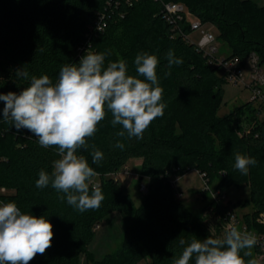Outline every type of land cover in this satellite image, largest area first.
<instances>
[{
	"label": "trees",
	"instance_id": "1",
	"mask_svg": "<svg viewBox=\"0 0 264 264\" xmlns=\"http://www.w3.org/2000/svg\"><path fill=\"white\" fill-rule=\"evenodd\" d=\"M168 1L172 0H0V93H19L30 85L33 75H48L56 83L61 67L78 63L88 50L108 53L105 67L124 60L128 74L137 76L135 57L147 52L158 57L157 76L164 90L162 102L167 105L163 117L150 124L142 139H129L127 133L117 136L123 129L111 124L109 112L88 138L89 148L77 150L101 178L90 184V193L99 186L104 196L99 209L83 213L59 199L64 194L51 184L36 187L40 170L49 174L54 170L58 150L40 146L26 129L18 132L0 117V204L15 202L22 212L45 216L53 225L52 246L29 264H79L82 253L92 260L87 246L93 227L114 210L124 215V233L97 264H173L194 237H222L220 224L230 212L227 202L210 199L200 210L191 211L173 191L171 178L192 169L208 182L216 177L219 195L231 186L246 184L249 194L244 203L251 210L243 220L248 227L264 230L257 222L261 213L264 216V118H257L264 105L246 102L247 133L233 118L235 110L219 115L224 82L217 73L219 65L210 64L208 56L186 37L190 14L216 26L218 37L230 47L226 57L244 59L254 51L264 65V4L176 0L186 11L172 22L162 11ZM97 12L104 16L102 31L94 28ZM169 50L183 63L169 69ZM18 69H26L29 77H18ZM169 70L171 75L166 76ZM3 106L0 101V114ZM117 141L125 145L123 150L114 146ZM94 150L103 153L98 163H93ZM236 153L256 159L247 175L234 168ZM133 158L140 159L139 179H146L147 185L138 205L116 179L106 177ZM205 209L220 222L207 217ZM181 239L185 245L179 244ZM245 251L249 250L240 253L245 261L255 259L254 247L251 256H244ZM190 264H195V257Z\"/></svg>",
	"mask_w": 264,
	"mask_h": 264
},
{
	"label": "clouds",
	"instance_id": "2",
	"mask_svg": "<svg viewBox=\"0 0 264 264\" xmlns=\"http://www.w3.org/2000/svg\"><path fill=\"white\" fill-rule=\"evenodd\" d=\"M108 53L87 51L78 63L61 67L56 83L48 75L32 76L30 85L19 93H0L4 102V122L10 123L18 132L26 129L38 138L40 146L55 147L59 159L53 162L51 174L40 170L37 188L51 187L64 195L58 197L80 213L97 210L104 199L101 188L90 184L97 175L78 149H87L88 138L95 135L98 125L110 112L115 127L121 125L116 135L142 139L150 124L163 117L167 107L163 103V88L159 84L156 55L140 52L134 64L137 76L129 75L127 64L120 59L109 62ZM168 68L183 63L172 50L166 54ZM18 77L27 79L26 69L16 71ZM171 71L166 72L170 76ZM138 77H144L140 79ZM121 150L125 145L117 141L114 145ZM94 148V146H92ZM93 163L103 159L99 150L92 152ZM256 159L240 153L235 154L234 168L243 175ZM53 225L45 216L24 213L15 202L0 204V264H29L37 254L44 255L52 246ZM186 241L179 240L180 245ZM258 243L255 235L229 225L222 237L200 240L193 238L182 254L173 259V264H258L251 256V249Z\"/></svg>",
	"mask_w": 264,
	"mask_h": 264
},
{
	"label": "rangeland",
	"instance_id": "3",
	"mask_svg": "<svg viewBox=\"0 0 264 264\" xmlns=\"http://www.w3.org/2000/svg\"><path fill=\"white\" fill-rule=\"evenodd\" d=\"M256 3L262 5L264 0H253ZM189 21L195 19V17L188 14ZM203 28L206 31L212 32L216 37V47L217 51L215 56L218 58L226 57L230 52V47L227 43L218 37V31L214 24L205 22L203 23ZM201 35L199 30H192L189 32L188 37L191 41L196 42ZM264 71V65H261ZM245 77L249 72V68L245 67ZM217 73L222 75V69L219 67ZM263 92H264V86ZM250 91L246 82L232 83L226 79L223 82V97L220 103L218 114L222 115L230 110H235L233 118L236 120L237 124L242 126L241 132H249L250 126L244 121L245 116L248 115L249 111L246 107V102L249 100ZM250 101V100H249ZM255 103V102H254ZM257 104V103H256ZM241 109L238 110V107ZM257 118H264V113H257ZM254 123V122H253ZM139 165L140 159L133 158L130 159L119 168L116 172L111 174H106V177H111L116 179L122 191L130 193L133 198L134 204L138 205L143 195L140 187V182H146V179H139ZM100 176L97 174L92 178L91 183L97 184L100 182ZM217 178L214 177L211 182H208L203 174L198 170H189L186 173L172 177L171 183L173 191L176 197L185 203L189 210L198 211L204 204L210 200L215 199L216 202L228 203L230 212L227 214L229 220L232 218L238 219L236 228L242 229L243 215L244 213L251 210V206L244 203L249 194V189L246 184H241L237 187L231 186L221 195H219L218 190L215 188ZM207 217H210L213 222H220L218 216H212L209 209H205ZM223 222V221H222ZM224 229H220L219 234L223 235L228 228L226 224V219L223 224H220ZM124 215L118 210H114L107 214L103 220L93 227L94 233L91 240L87 246L88 251L92 254L93 259H86V256L82 253L79 259V264H97L96 262L100 260L104 254L112 251L120 242L122 235L124 233ZM255 257V255H254ZM256 259V258H255Z\"/></svg>",
	"mask_w": 264,
	"mask_h": 264
},
{
	"label": "built area",
	"instance_id": "4",
	"mask_svg": "<svg viewBox=\"0 0 264 264\" xmlns=\"http://www.w3.org/2000/svg\"><path fill=\"white\" fill-rule=\"evenodd\" d=\"M126 1L130 2L131 0ZM162 11L164 16L169 21L174 22L176 19L183 17V13H185L186 8L182 2L172 0L164 2ZM104 26V16L102 13L97 12L94 20V28L97 31H102ZM189 28L190 31L199 30L201 32L199 39L194 43L203 51L206 56H208V62L210 64L219 65V67L222 69V77L232 83L246 82L250 91L249 100L264 105V92L262 88L264 86V71L261 64L259 63L258 55L254 51H250L244 59H241L237 55L218 58L215 56L217 51L215 35L210 31H206L203 28V23L197 18L189 21ZM188 35L189 33L186 35V37L190 40ZM246 65L249 68V72L245 77L244 70ZM261 112L264 113V106L259 107L258 113ZM146 188V182L141 181L139 189L145 193ZM1 190H3V188H1ZM257 222L264 226V216L262 213L257 217ZM237 223V218H232V220L226 218V224L228 226L231 225L236 227ZM239 230L246 231L256 236L258 243L254 246V255L257 261L264 263V230L260 231L254 227H248L244 221L242 224V229Z\"/></svg>",
	"mask_w": 264,
	"mask_h": 264
},
{
	"label": "crops",
	"instance_id": "5",
	"mask_svg": "<svg viewBox=\"0 0 264 264\" xmlns=\"http://www.w3.org/2000/svg\"><path fill=\"white\" fill-rule=\"evenodd\" d=\"M130 160V159H129Z\"/></svg>",
	"mask_w": 264,
	"mask_h": 264
}]
</instances>
